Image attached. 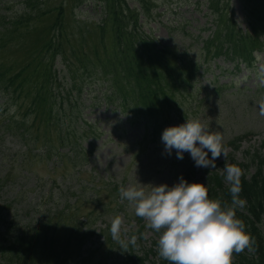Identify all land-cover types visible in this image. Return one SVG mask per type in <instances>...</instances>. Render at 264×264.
<instances>
[{
  "label": "trees",
  "instance_id": "16d2710c",
  "mask_svg": "<svg viewBox=\"0 0 264 264\" xmlns=\"http://www.w3.org/2000/svg\"><path fill=\"white\" fill-rule=\"evenodd\" d=\"M17 1L20 7L14 9L11 0H0V93L7 94L8 100L17 96L28 102V117L22 123L14 122L20 129L27 123H39L61 133L70 128L69 124L58 125L62 113L59 107L73 106V91L67 98L64 95L67 88L75 86L73 80L79 84L81 75L103 83L104 101L119 103L129 110L135 108L147 120L160 119L161 113L166 117L180 113L175 101L178 91L195 88L194 80L209 57L236 55L247 59L253 50L264 48V0H240L251 30V34L245 35L228 15V0H205L216 27L209 40L202 36L208 31L206 28H199L198 35L179 31L194 39L185 49L164 46L141 36L140 23L143 19L154 20L159 8L157 0ZM87 4L100 7L101 12L98 11L94 21L76 20L74 13ZM70 25L77 28L69 31ZM26 46L29 52L24 49ZM57 65H62V73L56 70ZM72 90L77 95V86ZM71 120L74 121L73 116ZM6 121L4 128L13 127L12 119ZM244 139L238 137L226 146L237 152ZM261 165L264 158L256 154L251 160L255 173L240 180L238 199L244 201L242 206L232 205L231 185L228 183L224 190L222 173L217 171L208 176L209 198L230 207L250 239L252 250L234 252L231 264H264V237L260 230L264 223ZM55 208L46 209L37 223H18L16 216L7 223L0 216V264H116L119 254L133 264H169L158 255V249L154 251L156 242L151 249L143 248L142 256H138L135 245L127 243V247H122L112 239L110 226L102 231V248H106L103 252L101 247L85 249L96 236L93 226L97 220L88 216L85 221H75L71 207ZM140 237L143 238V231ZM141 239L139 244L144 241Z\"/></svg>",
  "mask_w": 264,
  "mask_h": 264
},
{
  "label": "rangeland",
  "instance_id": "374dc122",
  "mask_svg": "<svg viewBox=\"0 0 264 264\" xmlns=\"http://www.w3.org/2000/svg\"><path fill=\"white\" fill-rule=\"evenodd\" d=\"M11 1L14 9L20 7L17 0ZM157 1L159 8L156 10L154 20L145 22L141 36L151 34L157 37L161 43L187 47L193 43L194 39L189 37L190 34L183 36L179 31L186 30L197 35L200 31L199 28L205 25H210L209 28L213 30L216 27L213 17L210 16V13L208 14L207 10L209 9L204 4L205 0ZM228 1V15L236 23L237 30L248 32L244 4L240 0ZM78 10L79 18L76 20L84 21L89 18L94 19L100 7L87 4ZM68 27L69 31L77 28L73 25ZM38 34L39 32L35 33L32 39H35ZM24 49L28 51L29 47L26 46ZM262 54L259 60L264 59V53ZM220 64L225 70L231 68L223 62ZM226 73L229 72H224L223 75L217 70L215 73L220 84L225 87L221 90L222 99L213 104V108L220 116V125L214 123L212 128L216 131L213 132L221 134L223 143L244 133L249 134L250 140L245 141L238 152L234 153L231 148H227V158L225 159L223 156L217 158L216 170L223 171L225 163L231 166L228 161H232L234 158L237 162L236 167L240 171L239 180L248 179L256 169V167H251L252 158L256 154L264 158V66L260 65L256 67L255 71L245 70L237 75H226ZM86 115L87 119L93 123L95 120H100L101 124H105L106 134L103 139L105 143L99 146L96 155L93 156V160H96L94 163L76 169L67 164L57 167L60 165L55 156L57 145L47 142L45 134L42 129H38V125L29 131V153L25 154L26 148L17 138L0 132V216H4L7 223L14 216L20 221H17L18 223H37L43 219L46 209L57 207L53 209L57 210L66 206L67 208L71 207V210L75 212V221H79L89 215H101L104 208L116 209L117 215L122 220L120 237L127 240L137 233L140 237V232L143 231L144 241L141 239L143 243L139 244L136 240L134 244L135 252L138 256H142L143 248L151 249L153 243H157L159 233L148 229L145 219L135 215L134 205L122 200L121 197L117 200L121 208L117 210L115 196H111V192L107 190L102 191L99 195V200L104 208H96L93 202L96 194L90 195V192H83L81 189L83 185L78 182H83V180L93 182L94 178L98 177L104 179V182H101L102 186L106 184H111L112 188L114 185L125 188L146 186L145 190L147 191L150 190V185L168 184L172 186L179 182L180 177L189 183L206 185L209 169L196 167L187 152L184 153L182 160L177 159L175 150L171 155H168L161 140L158 152L154 151V144H150L149 147L143 145L140 150L141 155L137 158L134 153L136 152L137 155L139 150L137 145L139 134L130 132L121 138L118 137L119 133L108 136V131L111 130L109 120L113 115L104 108L88 109ZM203 121L208 123L206 116ZM152 122L158 132L161 127L160 119H152ZM26 126L29 127V124L27 123ZM53 137L54 135L51 138L47 137L48 141ZM50 153L54 155L52 161L47 158ZM242 166L249 168H245V172H242ZM52 171L53 173H51ZM78 171L80 177L79 175L75 176L79 177L76 179L74 174ZM223 174L225 173L223 172ZM260 175L264 176V165L260 167ZM223 185L224 190L229 187L225 181ZM76 200L78 203L74 205ZM131 215H134L133 219L137 222L130 219ZM102 220L108 223L111 221V217L107 216ZM129 222L137 227L136 232H131L133 229ZM103 227L102 221H98L93 226L97 236L86 244L85 249L96 250L101 247V252L106 249L102 248L103 238L98 230ZM260 230L264 237V223ZM154 249L157 251V246ZM124 258L125 256L119 254L116 264H133ZM151 258L153 259V257Z\"/></svg>",
  "mask_w": 264,
  "mask_h": 264
},
{
  "label": "clouds",
  "instance_id": "9594fccd",
  "mask_svg": "<svg viewBox=\"0 0 264 264\" xmlns=\"http://www.w3.org/2000/svg\"><path fill=\"white\" fill-rule=\"evenodd\" d=\"M168 155L175 150L177 159L190 154L196 167L216 168L217 158H227L219 132H209L199 120L187 119L179 126L166 128L161 136ZM210 154V156H209ZM225 182L231 185L232 205L242 206L240 171L225 163ZM143 187H121L120 197L134 205L135 215L145 219L146 227L159 233L158 255L169 264H231L232 254L251 251L249 236L233 210L218 200L209 198L208 187L202 183H189L183 177L179 182ZM122 220L111 221L112 239L122 247ZM135 236L128 243L135 244Z\"/></svg>",
  "mask_w": 264,
  "mask_h": 264
}]
</instances>
